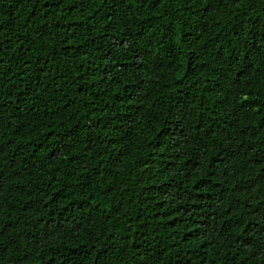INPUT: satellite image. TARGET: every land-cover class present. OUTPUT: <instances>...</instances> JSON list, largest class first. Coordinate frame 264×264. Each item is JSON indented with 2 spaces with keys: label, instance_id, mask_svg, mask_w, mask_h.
I'll return each instance as SVG.
<instances>
[{
  "label": "trees",
  "instance_id": "1",
  "mask_svg": "<svg viewBox=\"0 0 264 264\" xmlns=\"http://www.w3.org/2000/svg\"><path fill=\"white\" fill-rule=\"evenodd\" d=\"M0 264H264V0H0Z\"/></svg>",
  "mask_w": 264,
  "mask_h": 264
}]
</instances>
